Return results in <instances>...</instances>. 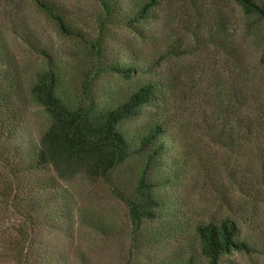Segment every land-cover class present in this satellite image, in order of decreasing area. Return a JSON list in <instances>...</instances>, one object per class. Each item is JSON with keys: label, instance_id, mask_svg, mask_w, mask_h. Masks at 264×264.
I'll return each mask as SVG.
<instances>
[{"label": "trees", "instance_id": "1", "mask_svg": "<svg viewBox=\"0 0 264 264\" xmlns=\"http://www.w3.org/2000/svg\"><path fill=\"white\" fill-rule=\"evenodd\" d=\"M96 1L102 28H129L150 45L152 54L132 61L119 54L111 57L103 36L86 40L63 3L34 0V4L61 33L83 38L102 71L122 77L143 75L127 95L104 99L93 79L76 82L57 64L28 70L20 65L0 25V165L8 171L0 195L25 217L16 229L19 237L8 243L13 263L61 261L60 255L46 259L35 248L31 234L39 223L32 215L54 202L52 217L61 218L64 212L69 216L60 182L77 175L101 183L124 204L129 259L141 245L171 237L181 244L162 264H220L232 249L248 250L236 195H255L264 186V74L259 72L264 62L255 64L248 37L237 34L233 20L240 17L247 28L263 24L264 0ZM183 10L189 23L183 35L177 30L162 37L151 32L155 23H162L164 30L163 24L169 25ZM31 104L45 109L48 126L35 147H7ZM184 112L190 114L186 125ZM132 120L140 122L129 128ZM186 127L202 131L233 160L243 155L244 145L256 142L260 167L238 171L231 164L211 167L204 161L195 167ZM37 170L51 174L31 183L25 193H52L24 207L19 192L24 175ZM188 177H193L197 202L177 194L176 187ZM204 195L211 207L202 205ZM88 220L97 231L111 229L103 217ZM76 252L63 264H99L84 250Z\"/></svg>", "mask_w": 264, "mask_h": 264}, {"label": "rangeland", "instance_id": "2", "mask_svg": "<svg viewBox=\"0 0 264 264\" xmlns=\"http://www.w3.org/2000/svg\"><path fill=\"white\" fill-rule=\"evenodd\" d=\"M57 1L66 6L72 21L82 31L86 40L103 36L105 48L111 53V57L119 54L122 60L132 61L147 58L152 54L150 45L136 37L129 28H102L99 20L100 6L96 0ZM183 13L184 10L169 25L165 26L164 23V30L162 23H155L151 26L152 31L148 30L155 32L159 37L175 30L183 35L189 25ZM233 21L237 34L244 33L248 37L249 53L255 64L264 62V23L247 28L240 17ZM0 25L20 65L30 70L41 64H57L68 78H73L76 82L93 79L104 99L120 94L127 95L144 79V76L138 73L122 77L113 71H102L101 63L93 56L91 48L83 38H73L61 33L54 22L37 9L34 0H0ZM259 72L264 74V66ZM183 116V123L186 125L190 114L184 112ZM199 119L193 122L196 124ZM139 122L132 120L127 126L132 128ZM48 124L49 116L45 109L41 105H29L7 147H35ZM184 133L189 136L193 145L191 160L195 167L201 161L211 167L231 164L234 170L238 168V171L248 168L256 171L260 167V156L254 149L256 142L250 146L244 145V150H241L245 151V154L238 160H233L228 150L211 142L197 128L186 127ZM260 143H263L262 139ZM7 174L8 171L0 165V193ZM44 174L46 171L37 170L24 175L19 191L22 206L26 207L30 203L49 198L52 193L50 190L35 192L32 196L25 193L29 190V185ZM49 174L47 172L46 175ZM226 181L229 187L230 180ZM237 181L241 182L239 174ZM60 184L64 192L63 202L71 211L69 216L64 212L61 218L52 217L54 202H49L46 209L32 215L34 222L39 223L34 226L31 234L34 246L46 259L60 255L62 258L58 264H63L80 249L99 264H162L161 262L181 244L178 238L171 237L160 243L141 245L129 259L132 248L128 238L129 222L124 204L101 183L89 181L81 175ZM193 185V177H188L176 187L177 194L187 197L189 202H197L193 195V190L196 189ZM237 189L243 191L244 188L238 185ZM203 197L204 199L198 200H201L203 206L211 207L209 197ZM238 197L243 209L240 223L242 236L247 239L250 248L232 249L230 253L223 255L220 264H264V186L259 187L255 195L245 197L237 194L236 198ZM29 212L30 210L28 214ZM19 213L12 202L0 195V264H14L8 243L9 240L19 237L16 229L25 219ZM88 217H103L111 229L106 232L97 231L91 226Z\"/></svg>", "mask_w": 264, "mask_h": 264}]
</instances>
